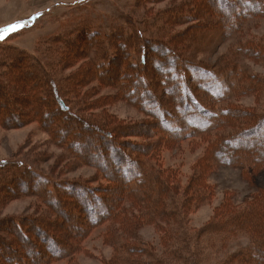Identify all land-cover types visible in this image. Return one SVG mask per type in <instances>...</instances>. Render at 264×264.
Masks as SVG:
<instances>
[{
	"label": "trees",
	"instance_id": "16d2710c",
	"mask_svg": "<svg viewBox=\"0 0 264 264\" xmlns=\"http://www.w3.org/2000/svg\"><path fill=\"white\" fill-rule=\"evenodd\" d=\"M161 1L136 0L132 11ZM118 18L102 31L81 20L34 51L0 42V125L37 121L97 170L90 179L56 181L0 163V202L35 194L46 206L39 215L0 217V264L71 261L105 223L113 257L102 264H264L263 188L240 204L224 195L196 229L187 222L214 197L207 179L214 162L240 167L251 181L264 172V76L240 61L264 65V35L246 33L211 66L186 55L202 28L240 33L246 21L264 19V0H171ZM101 87L118 92L99 95ZM249 95L254 105L238 102ZM117 100L148 118L124 123L107 109ZM184 139L206 146L181 185L160 152ZM146 225L159 234L160 253L141 237ZM241 238L247 243L229 250Z\"/></svg>",
	"mask_w": 264,
	"mask_h": 264
},
{
	"label": "rangeland",
	"instance_id": "374dc122",
	"mask_svg": "<svg viewBox=\"0 0 264 264\" xmlns=\"http://www.w3.org/2000/svg\"><path fill=\"white\" fill-rule=\"evenodd\" d=\"M136 0H0V28L15 26L7 34L0 33V42L16 45L20 48L34 51L41 45L42 40L50 38L60 31L77 24L81 20L89 21L96 29L103 30L112 22L119 21L122 12L133 13L159 10L171 3L163 0L159 3H146L144 6L132 11ZM203 3L202 7L208 9ZM184 24L174 30H182ZM202 28L197 40L186 51L194 62L206 65L218 64L230 49H233L240 38L250 33L255 36L264 35V19H252L245 22L242 32L224 33L217 29ZM208 31V32H207ZM227 57H230L227 55ZM243 67L264 76V65L240 57ZM239 61V63H240ZM79 65V63H78ZM69 71V70H67ZM116 87H101L99 95L115 94ZM246 106L254 105L252 95L238 99ZM110 113L115 114L124 123H135L148 118L144 112L139 111L125 100L114 101L107 107ZM130 140H137L134 136ZM195 140H199L196 137ZM194 140V141H195ZM192 139H184L173 147L162 149L160 157L165 166L176 167L181 173L180 184L185 185L192 173L193 164L204 155L206 143H196ZM191 144H195L192 146ZM192 146V147H191ZM18 163L22 166L50 177L56 181H77L90 179L97 170L93 166L85 165L67 153V151L52 141L50 135L37 121L29 122L23 126L5 128L0 125V163ZM208 173V182L214 187V197L209 203L197 207L188 215V226L196 229L209 221L213 208L217 206L224 195L230 197L235 204L242 203L257 189H264V172L259 173L254 180L246 179L241 168L237 166L222 165L214 162ZM93 184H96L93 183ZM0 217L42 214L46 206L35 194L23 195L18 198L10 197L0 202ZM107 224L94 228L80 243L79 249L74 252L73 259L56 260L50 264H102L104 260L112 259V246L103 242L102 235ZM139 233L144 241L153 244L160 253L162 247L159 243V234L153 226H143ZM245 238L232 243L229 250L245 245ZM29 257H27L28 259Z\"/></svg>",
	"mask_w": 264,
	"mask_h": 264
},
{
	"label": "snow or ice",
	"instance_id": "6c2138e0",
	"mask_svg": "<svg viewBox=\"0 0 264 264\" xmlns=\"http://www.w3.org/2000/svg\"><path fill=\"white\" fill-rule=\"evenodd\" d=\"M9 30H15V26L13 25V26H9L8 28H0V33L7 34V32ZM0 38H2V37H0Z\"/></svg>",
	"mask_w": 264,
	"mask_h": 264
}]
</instances>
